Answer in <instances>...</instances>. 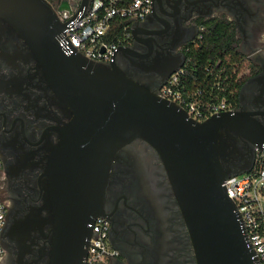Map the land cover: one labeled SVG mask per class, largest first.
Returning a JSON list of instances; mask_svg holds the SVG:
<instances>
[{
    "label": "flooded vegetation",
    "instance_id": "af4514ba",
    "mask_svg": "<svg viewBox=\"0 0 264 264\" xmlns=\"http://www.w3.org/2000/svg\"><path fill=\"white\" fill-rule=\"evenodd\" d=\"M256 1L153 0L113 58L126 76L158 93L171 70L185 66L207 24L228 19L253 30L262 12L252 7ZM250 34L254 48L241 51L248 68L232 111L253 113L264 127V41ZM72 116L28 42L0 16V198L7 208L0 264L52 263L56 219L48 171ZM218 139L228 174L252 165L256 149L264 148L226 128ZM97 215L107 229L100 264H198L165 164L142 138L117 151Z\"/></svg>",
    "mask_w": 264,
    "mask_h": 264
},
{
    "label": "water",
    "instance_id": "95a60500",
    "mask_svg": "<svg viewBox=\"0 0 264 264\" xmlns=\"http://www.w3.org/2000/svg\"><path fill=\"white\" fill-rule=\"evenodd\" d=\"M89 1L82 0V7ZM0 16L28 42L73 111L48 171L56 219L51 264H85L114 157L137 138L151 144L165 164L198 264H257L223 184L231 174L221 162L218 139V130L226 128L263 147L264 127L253 113L228 110L198 121L126 76L114 58L105 64L65 52L58 41L65 24L48 0H0Z\"/></svg>",
    "mask_w": 264,
    "mask_h": 264
},
{
    "label": "built area",
    "instance_id": "2783aa9c",
    "mask_svg": "<svg viewBox=\"0 0 264 264\" xmlns=\"http://www.w3.org/2000/svg\"><path fill=\"white\" fill-rule=\"evenodd\" d=\"M69 9H60L63 2ZM153 0H90L87 8L82 0H55L52 4L59 20L65 24L58 36L62 49L78 52L87 59L108 64L123 43L128 28L135 20L145 18ZM119 32L110 36L114 31ZM183 67L168 77L158 94L187 110L195 120L203 121L213 114L232 110L225 101L201 103L196 95L200 92L182 91L180 84ZM228 196L235 202L243 220L247 245L255 252L257 264H264V148L256 149L251 168L228 175L224 181ZM7 208L0 198V257L3 255L2 232ZM92 237L88 245L85 264H100L108 252L107 229L103 218L92 224Z\"/></svg>",
    "mask_w": 264,
    "mask_h": 264
},
{
    "label": "trees",
    "instance_id": "16d2710c",
    "mask_svg": "<svg viewBox=\"0 0 264 264\" xmlns=\"http://www.w3.org/2000/svg\"><path fill=\"white\" fill-rule=\"evenodd\" d=\"M53 3L55 0H48ZM114 31L110 36L119 32ZM237 28L233 21L219 19L205 26L202 37L189 46L186 64L180 75L182 91L200 92L201 103L225 101L233 109L245 81L242 68L246 56L239 50ZM242 72V73H241Z\"/></svg>",
    "mask_w": 264,
    "mask_h": 264
},
{
    "label": "crops",
    "instance_id": "0c3cea01",
    "mask_svg": "<svg viewBox=\"0 0 264 264\" xmlns=\"http://www.w3.org/2000/svg\"><path fill=\"white\" fill-rule=\"evenodd\" d=\"M252 7H256L258 9H262L261 13L259 14V19L256 20L254 25V29L250 30V28H247L243 25V23L235 22V26L237 28V34H238V39H239V50L242 51L243 53L251 52V50L254 47L248 48V42L249 40V35L250 31L255 33V38L259 41H264V0H258L256 2H253ZM251 37V36H250Z\"/></svg>",
    "mask_w": 264,
    "mask_h": 264
},
{
    "label": "rangeland",
    "instance_id": "374dc122",
    "mask_svg": "<svg viewBox=\"0 0 264 264\" xmlns=\"http://www.w3.org/2000/svg\"><path fill=\"white\" fill-rule=\"evenodd\" d=\"M246 66L248 67V64H246ZM242 69H243V70H242V72H243L244 70H246V67H244V68H242ZM242 72H241V73H242Z\"/></svg>",
    "mask_w": 264,
    "mask_h": 264
}]
</instances>
